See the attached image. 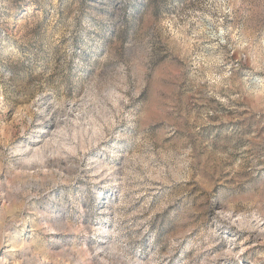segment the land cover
I'll return each instance as SVG.
<instances>
[{
	"label": "rangeland",
	"instance_id": "rangeland-1",
	"mask_svg": "<svg viewBox=\"0 0 264 264\" xmlns=\"http://www.w3.org/2000/svg\"><path fill=\"white\" fill-rule=\"evenodd\" d=\"M0 264H264V0H0Z\"/></svg>",
	"mask_w": 264,
	"mask_h": 264
}]
</instances>
